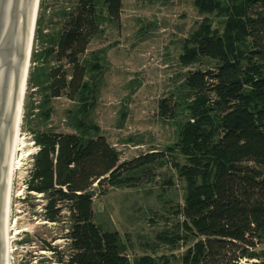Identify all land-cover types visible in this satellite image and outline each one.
Listing matches in <instances>:
<instances>
[{
	"label": "trees",
	"instance_id": "1",
	"mask_svg": "<svg viewBox=\"0 0 264 264\" xmlns=\"http://www.w3.org/2000/svg\"><path fill=\"white\" fill-rule=\"evenodd\" d=\"M123 0H77L58 14L59 27L48 34L37 22L41 49L33 62L28 84L41 100L39 119L52 115V99L65 96L79 101L69 110L74 132L47 126L33 128L38 147L26 183L45 199L43 218L65 227L62 249L48 244L54 256L41 264H264V0H195L203 13L225 21V31L205 21L186 42L184 65L211 58L217 66L189 71L183 86L188 98L159 103L163 119L188 116L179 130L177 150L185 158L177 171L185 183L184 204L176 213L182 220L173 232L157 235L159 244L174 253L145 255L132 262L118 231H105L94 220V198L101 188L151 180L153 165H163L165 152H149L121 162L120 152L99 128L78 119L86 112L93 89L87 75L98 62L85 53L91 39L106 22L120 20ZM37 42V43H38ZM170 151V150H169ZM97 186V188L95 187ZM103 193V192H102Z\"/></svg>",
	"mask_w": 264,
	"mask_h": 264
},
{
	"label": "rangeland",
	"instance_id": "2",
	"mask_svg": "<svg viewBox=\"0 0 264 264\" xmlns=\"http://www.w3.org/2000/svg\"><path fill=\"white\" fill-rule=\"evenodd\" d=\"M76 3L77 0H41L38 18L43 17L44 34L59 27L61 9L72 8ZM260 10L264 11V5ZM221 18L201 12L195 0H123L120 20L106 22L85 53L89 60L98 62V67L87 75L93 96L88 99L86 112L77 115L78 119L95 124L120 152L121 162L149 152L167 154L163 165L152 166L151 180L147 181L146 175L123 185L105 184L94 198L95 222L105 231H118L132 262L145 255L180 256L186 249L181 246L172 251L157 241L159 233L175 231L182 220L176 210L184 204L186 183L174 161L185 163L176 146L179 130L188 119L184 113L175 119H163L159 103L171 97L184 102L189 96L183 86L188 72L217 66L211 58L202 57L190 65H184L180 58L186 42L203 22H212L213 28L223 34ZM260 40L264 45V32ZM37 42L36 28L33 53L41 49V43ZM41 63L32 60L31 70ZM40 97L36 88L28 84L22 127L27 153L14 183L10 264L45 263L54 256L46 249L49 243L59 249L65 246L64 225L44 220L46 201L36 193L28 197L26 183L38 150L33 128L39 125L58 132H74L68 112L79 108L80 103L65 96L52 99L49 104L52 115L45 122L35 116L38 109L31 107L32 103L38 104Z\"/></svg>",
	"mask_w": 264,
	"mask_h": 264
},
{
	"label": "water",
	"instance_id": "3",
	"mask_svg": "<svg viewBox=\"0 0 264 264\" xmlns=\"http://www.w3.org/2000/svg\"><path fill=\"white\" fill-rule=\"evenodd\" d=\"M37 6L38 0H0V264H10L12 180Z\"/></svg>",
	"mask_w": 264,
	"mask_h": 264
},
{
	"label": "bare ground",
	"instance_id": "4",
	"mask_svg": "<svg viewBox=\"0 0 264 264\" xmlns=\"http://www.w3.org/2000/svg\"><path fill=\"white\" fill-rule=\"evenodd\" d=\"M40 3H41V0H38V6H37V12H36V18H35V25H34V32H33V37H32L30 56H29V62H28V68H27V74H26V81H25V88H24V95H23V101H22V110H21V116H20L18 142H17L16 156H15V166H14L13 180H12L10 216H11V209H12L11 206H12V200H13L14 183H15V180L17 178L18 171L20 170L22 162L24 160V156L27 153L25 151V147L27 145L26 144V138L24 137V134L22 132V127H23L24 115H25V100H26L28 81H29L31 65H32V53H33V47H34V43H35L37 20H38V16H39V12H40ZM13 224H14V222H13ZM10 229H11V222L9 221V261L11 259L10 255L12 253V246H11V244H12V242H11L12 235L10 233ZM16 233H18V231H16Z\"/></svg>",
	"mask_w": 264,
	"mask_h": 264
},
{
	"label": "built area",
	"instance_id": "5",
	"mask_svg": "<svg viewBox=\"0 0 264 264\" xmlns=\"http://www.w3.org/2000/svg\"><path fill=\"white\" fill-rule=\"evenodd\" d=\"M253 261H255V260H249V259L244 258V259L241 260L240 264H249V263H251Z\"/></svg>",
	"mask_w": 264,
	"mask_h": 264
}]
</instances>
